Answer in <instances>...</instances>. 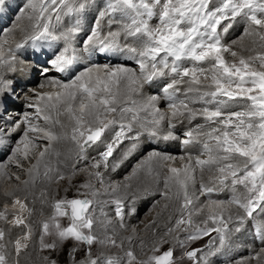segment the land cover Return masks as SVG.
Here are the masks:
<instances>
[{
  "label": "snow or ice",
  "instance_id": "snow-or-ice-1",
  "mask_svg": "<svg viewBox=\"0 0 264 264\" xmlns=\"http://www.w3.org/2000/svg\"><path fill=\"white\" fill-rule=\"evenodd\" d=\"M93 2L26 0L22 5H17L16 10L20 12L16 17L17 25L27 15L31 31L15 48L9 45L7 37L12 35L17 25L0 28L4 33L0 37V65L13 66L17 52L25 45L33 48L47 46L54 48V51L47 62L50 67H46L44 73L50 69L58 73H69L67 80L48 81L58 88L55 95L37 94L41 103L29 105L36 109V114L30 118L25 113L23 123L27 127L20 142L12 149L9 162L15 159L19 167L21 156L27 159L30 150L38 147L37 141H46L37 164L28 170L30 176L39 174V166L53 142L67 138L54 130L60 122L53 119V111L59 113L66 110L71 115L74 125L70 139L81 156L88 147L101 141L106 130L119 124L120 131L115 142L108 144L101 154L105 167L115 149L125 140L133 142L123 159L136 151L141 135L160 138L165 122L171 129L184 120L191 123L201 119L204 123L186 131L182 140L183 145L201 144L200 153L194 159L193 154L189 153V163L183 169L170 167V175L164 178L163 183L165 188L177 187L178 197L183 194L181 208L188 212V219L183 218L182 212L181 218L176 221L177 229L182 225L192 226V216L202 212V209L195 208L187 191L188 181L195 179L197 170L201 173L205 170L217 173L213 181L220 188L231 191L232 195L227 201L210 200L209 214L202 221L206 226L196 227L187 234V240L194 241L216 232L217 237L209 242L211 247L218 240L219 247L209 253L215 254L225 247L232 231L221 215L223 205H234L240 210L236 217V231L244 226L246 219L256 221V215L264 213V51L228 61L224 54L229 53L236 58L237 52L222 43V33H227L232 27L230 22L237 18L247 23L245 34L254 32L264 41V0H220L219 4H214L213 0H108L106 11L101 12L100 16L119 14L123 23L117 31H109L106 35H102L99 21L89 31L81 27L80 17ZM3 7H8L9 12L13 11L6 0H0V8ZM65 17H73L75 22L61 31L60 25ZM154 20L155 24L152 23ZM81 33L80 47L92 63L77 71L81 57L77 53L76 44ZM98 56L119 57L135 67L127 63L100 65L93 59ZM153 85L159 91L143 98L144 87ZM160 102H164L165 110L158 106ZM41 120L44 126L34 122ZM135 124H139L142 131L130 135ZM16 127L19 128L20 124L17 123ZM162 138L168 140L176 137L169 131ZM202 156L206 158L202 159ZM157 157L175 159L152 152L133 169V175L149 160ZM93 166L99 168L100 163ZM117 166L113 165L112 170L115 171ZM4 167L0 164V173ZM51 171L49 168L45 175ZM57 175L59 179L64 178L59 173ZM97 175L100 176V173ZM119 187L110 186L105 193L115 197L112 201L115 204V215L121 221L120 227H124V201L130 199L134 202L139 196L151 195V192L145 188L131 195L126 193L120 196ZM129 187L124 185L126 189ZM201 191L211 195L218 189L202 184ZM92 195L97 196L99 193L93 192ZM93 203V200L87 198L57 201L54 205L55 213L50 217L52 223L45 221L42 224L43 233L49 234L50 228H54L61 241L71 239L87 245L86 260L81 264H175L173 250L169 248L161 251L159 246L153 249L154 255L147 260H139L131 250L125 252L123 257L104 254L94 257L92 246L105 241L99 240L93 231ZM17 205L21 212L27 208L19 198L13 202V207ZM58 217H68V226H62ZM0 218H6L4 213H0ZM227 219L231 221L233 217L229 214ZM208 221L212 222L211 226H208ZM11 223L14 226H26L22 216H16ZM184 230L187 231V227ZM255 231L264 239V222H256ZM30 234L29 230L22 239L14 242L17 255L22 248L27 247L24 241ZM4 237V231L0 230V242ZM41 243L42 247L55 248L54 243L43 244V236ZM108 243L113 247H122L115 239L109 238ZM4 247L0 243V249ZM76 251L77 248L72 249V253ZM200 252L202 249H193L186 252V256L197 264L200 261L207 264L204 256H198ZM0 264H7L3 252H0Z\"/></svg>",
  "mask_w": 264,
  "mask_h": 264
},
{
  "label": "bare ground",
  "instance_id": "bare-ground-1",
  "mask_svg": "<svg viewBox=\"0 0 264 264\" xmlns=\"http://www.w3.org/2000/svg\"><path fill=\"white\" fill-rule=\"evenodd\" d=\"M213 3L219 4L220 0H213ZM15 5H17V4L11 5V8L13 10H15V8H16ZM8 12H9V10L7 11V13ZM12 12L13 11H11V13ZM101 12H105V11H101ZM7 13H5V12L3 13L2 11H0V15L2 14V16H3L2 22L4 25L9 24V17L10 16L8 15V17H4V15H7ZM92 13H93V10H92V12L91 11L88 12V17H86V20H84V18H85L84 16L87 14V11L85 14L81 15L82 19H83L81 21V27L83 29H85V27L89 23L88 18L92 17L91 16ZM109 16H111V15L106 14L103 17L100 16V18H99V27H100V30L102 32V35H106L109 31H117L122 25V24H118V23H112L113 24L112 26H114V29L112 27H109V23H108V25H102L103 23H105V20ZM117 16H119V14H115L114 17H117ZM70 18L71 17H65L63 19V21L61 22V25H60L61 31L64 28H66L65 24H66L67 20ZM80 19H81V17H80ZM226 23H228V22H226ZM230 23H232V27L229 29V31L227 33H222V38H225L226 41H229V44H227L228 46H230L234 50H237V52H238L237 56L238 57L243 56V57L247 58L249 56L255 55V53L258 51H264V47H261V45H264V41L257 39L256 38L257 36H255V38H253V37L248 38L247 36L249 34H245V32L240 35L238 40L230 41L229 39L231 38V36H233L232 35L233 33H234V35L236 33L239 34L243 31V26L245 27V29L248 27L247 23L242 18H237V20L231 21ZM16 24H17V21H15V25ZM18 24H20V27L17 28L16 30H14L13 33L15 34V36H14L15 39H17L19 42V40H22L23 37H25L28 33H30L31 22L27 19V15H26L23 19H21L18 22ZM249 31H251V30L249 29ZM253 34H251V35H253ZM82 36H83V33H81L80 36H78V38L80 39ZM13 40L14 39H12V40L9 39L8 41H9V45L12 48H15L14 44H12L15 41V40L14 41ZM256 40H259V41H256ZM123 42H124L123 38L121 37V43H123ZM223 43H224V41H223ZM15 44H16V42H15ZM30 47H32V46L31 45H25L24 48H21L19 50V54L22 57L26 56L29 53V51L24 52L23 49L26 48V50H28V48H30ZM261 48H263V49H261ZM34 50H38L39 55L41 57H44L45 55H42V54H44L47 51L46 46L44 48H34ZM249 50H252V51H250L251 52L250 54L247 53V51H249ZM48 51H49V55H51L52 52L54 51V48H49ZM79 55H81V58H87V57H85L87 55V53L81 52V53H79ZM51 58H52V55L50 56L49 60ZM84 60H87V59H84ZM46 63H47V61H46ZM89 63H92V62H89ZM95 63H99V62H95ZM109 63H111L112 65H115L117 63L126 64L128 62L119 58V59L111 61ZM83 64L84 63L80 61V65L78 66L77 70H79V68H81V66H83ZM27 65L30 66V64H28V63H27ZM29 71H30V73L28 74ZM29 71L25 72L24 76L22 74L15 75L14 71L8 70L6 65H0V83L3 82L2 78L7 76V77H10L9 81L14 79L17 86L21 85V87H19V89L22 88V89L26 90V88H25L26 85H33V84L37 85L40 82V86L43 85V87H41V88H46L47 93H52L54 95L58 91V88L51 85L48 81L53 80V79L67 80L69 78V73L68 74L64 73L62 75H58V72H56L54 69H50L48 71L49 72L48 74H42V75L39 74L37 71L32 70V69H29ZM23 72H24V70H23ZM5 82H7V81H5ZM155 87H156V85H153L152 89H155ZM159 105L164 106V102H160ZM8 106L9 107L13 106L15 108H18L20 106L12 100L11 96H9V93L4 95V106L3 107L0 106V109H1L0 114L1 113L3 114V110L5 113V109H7ZM21 108H22V106H21ZM12 112H6L5 115L7 113H10V115L15 114V112L14 113H12ZM51 115H52L54 120H59V122H60L59 124H57L55 126L54 130L57 131L58 133H60L62 136L66 135L67 138L61 139L58 142H53L52 146L49 148L48 153L46 154V156L44 157L43 161L41 162V164L39 166V174L30 176L29 172L27 171L26 175H24L23 178H25L26 181H28V183H25V180H24L23 184H20L16 188L11 189V191L7 192L5 195H4V193L3 194L0 193V205L3 206V208L0 209V213H4V214L7 213V215L11 214V213L14 214V216L12 215L13 217L12 216L9 217L8 220L10 221V223H7V225L5 226V229H6L5 234H11V236L8 237V239L6 240V243H8V241H10L9 246H8L9 248H7V249H9V252H11V253L13 252L14 256H19L16 254L14 242L17 239H22L29 232L28 229L23 228L24 225H21L18 228V226H14L11 223V221H13L16 216H22L25 220V224L29 223L32 230H33L31 232L29 238L26 241H24V243L27 244V247L22 248L19 254L20 255L22 254L21 256H27V255L33 256L36 254L45 253L46 248L42 247L41 237L43 236V244L51 243V236H52V238L54 237L53 233L51 231V228H50L49 234H44L43 229H42L43 222L48 221L51 224V221H49V216L54 214L52 212L53 210L51 209L52 210L51 211L49 209L48 203H47L48 200L50 198H52V196L54 195L53 191H52V187L55 185V183H51V182L54 181L55 175H56V177H58L57 173H59L60 175H63L64 172L70 171L73 168V166L75 165L74 161L77 159L76 158L77 154H78V156H81L79 154V149L77 148L75 143L73 142V145L71 144L72 140L70 139V137L72 135V128L74 125V120L72 119L71 115L66 110H61L59 113H57L56 111H53L51 113ZM1 116H0V133L2 131H10L11 137L13 139H15V137L17 138V136H19V134L24 132L26 127L20 126L21 128H17L16 126H14L15 123H17V118H13L12 120H4L3 118L1 119ZM19 117H20V115H19ZM199 120L200 119H197V120L193 121L192 123H189L187 120H184L182 122L176 123V126L174 128H171L170 130H174L176 132H179L182 128V129H185L184 132L186 130L188 131L191 128H194L195 125H197V123H199ZM201 122H203V121H201ZM41 123H40L41 126H44V123L42 120H41ZM165 123L167 124V122H165ZM61 125H62V127H61ZM166 127H168V125ZM110 128H112V127H110ZM113 129H114V131H117V132H113V135L117 136L118 131H120L119 124H117L116 126H113ZM136 131H142L139 124L134 125L133 133H131L130 135H134ZM203 131H204V129H203ZM166 134H167V132L163 130L160 134L159 141L157 140L158 138L152 137L151 139H149V138H147L148 136L146 137L145 134L141 135L140 138L145 137L147 139L146 144L143 147V149H141V151L138 150V148L140 147V140H141L140 139L136 151H134L127 159H123L124 153L128 149L127 147H129L130 144L133 142L131 140H126L127 145H128L126 147L127 149L126 150L124 149L125 151L123 153H121V155H119L118 158H116L114 161L110 162V164L107 167V171H103V170H102V172H100L101 170L97 171L100 174H102L104 187H110V186L115 187L117 185L120 186L119 187V195L120 196H124L126 193L131 195V193L137 192V190H142L145 188H147L151 192V195L139 196L134 202L131 201L130 199L124 201L125 209H126V214H124V220H123L124 227H120L121 221L115 215V213L113 215H110L111 211L109 212V211L105 210L104 212L103 211L99 212L97 210L98 212L96 213V216L94 217L95 228H96V230H94V233L98 237L99 240H108L109 238L115 239L118 243L122 244V246L123 245L126 246L128 248V250H133L132 252H134V254L136 255V257L139 260H143L144 258L146 259V257L152 256V254L149 253L148 251L151 250L153 245L163 246V245L167 244V241H168L170 243V245L173 246L175 244V241H179V233L178 232L175 233L174 230L175 231L179 230V229H177L176 221L181 218V213L184 212L183 209L181 208V205L184 202L183 201V194L181 193V195L178 197L177 196V191H178L177 187L171 186L170 188H165L163 181H164V178L166 176L170 175V173L168 171V169L170 167L183 169L189 163V160L187 157H185L184 152L193 153V154L194 153H198V154L200 153V151L196 150V149L199 148V146L201 147V144L195 143L197 145L196 146L197 148L194 147V149H193V147L191 148L190 144H188V147H190L191 149H189V148H182L181 149L179 147H175L176 146V145H174L175 139H168V140L163 139L162 138L163 135H166ZM110 139H111V137H107L106 131H105V133L103 134V136L101 138V141H98L96 144L91 145L90 147H88L86 149V151L84 152L85 156L88 158H93L91 161H89V163H92L95 165L96 162H98L97 154L103 153L106 150V147L109 144ZM201 139H203V137H201ZM40 143H43V141L41 140ZM38 146H40V144H38ZM145 152L148 155L152 152H158L162 156H171V157L175 156V159L174 160L173 159L164 160V159H160L159 157L154 158L152 160H149L142 168L137 170L135 175H133V169L136 168V166L138 164H140L142 161L146 160L147 156L144 159L141 158L139 160V156H141V154L144 155ZM31 153H32L33 158L36 161L35 164H33V165H36L37 160L39 159V156H38L39 151H35V152L31 151ZM119 154H120V152H119ZM5 156H6L5 152L0 151V160ZM137 158H138V160H137ZM204 158H206V157L202 156V159H204ZM20 160H23L22 156L20 157ZM111 160H113V159H111ZM133 162H136L135 167L132 170H130L131 171L130 174H128L126 176V178H129V179L124 178V180H121L119 178L120 175L129 166H132L131 164H133ZM52 164H54L55 168L51 167ZM102 165L104 166V164H102ZM113 165H118L116 167L115 171L112 170ZM8 166L11 167L12 165L8 164ZM49 168L52 170L50 172V174L44 175L45 172L48 171ZM81 168H83V167H81ZM100 168H103V167L100 166L98 169H100ZM88 171L85 172V174L82 176L87 177L86 179H88L87 180L88 182H86V183L88 184L87 186H89L88 188L90 189L93 182L96 181V180H94L92 182L90 180V178L92 176L94 177L95 175L93 173H97V172H95L96 170L94 172H91V173ZM206 171L207 170H205V172ZM206 173H209V172L207 171ZM211 173H213V172H211ZM67 174L69 175V173H67ZM194 175H195V179L188 181V189H187L188 196L193 201V204L198 203V202L203 203L206 200L207 201H210V200L227 201L229 199V198L225 199L227 197L224 196V194L222 193V190L221 189L219 190L216 186L211 185L212 181L211 180L207 181L205 175H203V173H201L199 170H197ZM96 176H97V174H96ZM0 178H1L0 186L2 184H7V182H5L6 174L4 172L0 173ZM80 179L81 178L77 177V175H74V176L72 175L71 180H70L71 185L78 182L77 180H80ZM59 180L63 181V179H59ZM63 184H65V183H63ZM125 184L129 185L130 187L127 189L124 188ZM202 184L208 185L211 187H215L218 189V191H214L211 195H208L206 192H203L204 194L202 196V199L201 198L196 199L194 196V193L196 192L197 188L198 189L201 188ZM75 188H76V186H75ZM68 189H69V186L66 188V190H68ZM200 191H201V189H200ZM102 196H103L102 199L100 198L102 201H108L109 199H113V200L115 199L114 196H109L106 193H103ZM166 196L168 198H165ZM100 197H101V195H100ZM17 198H19L22 202H24L27 205V208L25 211L21 212L18 205L16 207H13V202ZM31 199L33 201H30ZM148 201H150V205H153V208L150 211H149L148 207L145 206V204ZM198 204L194 205L195 208H196V206L201 207ZM5 205L8 207L5 208ZM49 206H51V205H49ZM111 206H113V205H111ZM223 206H224V208H223V211L221 212V215L224 217V219L229 214L233 217V219L231 220V223H229V227L232 231L228 235L229 240L227 241L225 247L222 248L220 251L215 252V254H209V253L213 252L215 248L219 247V245L214 247L213 245H215V244L213 243V245L211 247H209V244H208L206 249L207 250L209 249V250L203 252L204 254H207V258H206L207 264H252L251 263V261H252L251 256L254 257L255 264H264V252L259 251L260 253H258V247H264V239L260 238V241H256V243L253 242L251 244H246V242L251 240V238H253L254 236H257L256 232L254 233L251 231L252 229L253 230L255 229V223L256 222L251 220V219H246L244 226L241 227L239 231H236L235 229H236V227H238V221H237L236 217L239 215V214L236 215V213H239V212L235 210V207H233L234 205H230L231 206L230 207V206H228V204H225ZM136 207H138V210H139L138 214L140 215L137 220L134 218V217H136L135 215L134 216L131 215V209L132 208L136 209ZM111 208H113V207H111ZM30 210L32 211V213L29 212ZM153 210H156L157 213L154 214L152 212ZM258 210H257V212H258ZM133 211L134 210H132V212ZM217 211H220V210H217ZM102 213L106 214V215H104V218L106 217V219H107V218H110V216H112V218L110 220H105L103 218V216L100 218V215H103ZM127 213H128V215H127ZM151 213H153V214H151ZM208 214H209V212L206 209H202V212L200 215H193L192 219H197V221L194 222L195 227H199L202 224H203V226H206L204 223H201V222L207 217ZM234 214L236 216H234ZM254 215H256V214L254 213ZM141 217H142V220L139 221L141 219ZM183 218L185 220H187L188 219V213L185 212ZM225 220H227V219H225ZM137 221H139L138 225H137ZM260 221H261V219H260ZM136 226H137V230H136ZM182 227L184 229H185V227H187V229H189L186 232H190V231L193 232L195 230V228L190 229V227H188L186 225H182ZM170 229L172 230L171 232L169 231ZM184 229H182V231H183L182 233L185 232ZM25 230H26V232H25ZM132 231H136V233L134 234ZM165 231H167V234L165 233ZM212 234H214V232H212ZM209 236H211V235H209ZM213 237H215V235H213L211 238H213ZM235 238H238L237 239L239 242V243L237 242L238 244H244V247L240 246L241 248L238 251L230 248V247L237 248ZM242 257H246L244 259V261H242V262L237 261L239 258H242ZM234 260L236 262H233Z\"/></svg>",
  "mask_w": 264,
  "mask_h": 264
},
{
  "label": "rangeland",
  "instance_id": "rangeland-1",
  "mask_svg": "<svg viewBox=\"0 0 264 264\" xmlns=\"http://www.w3.org/2000/svg\"><path fill=\"white\" fill-rule=\"evenodd\" d=\"M13 2V3H12ZM26 2V0H6V3H7V5H9V6H11V5H13V4H17V5H22L23 3H25ZM107 3H108V0H94V3L86 10L87 11V14L84 16L85 18H84V20H86V17H88V12H92V10H93V13L91 14V16L92 17H90V18H88L89 19V23L87 24V26L85 27V31H89L93 26H95L96 25V23H97V21H99V18H100V13H101V11H106V6H107ZM17 5H15V10H13V12L11 13V12H8L7 13V11H8V7H3V8H0V11H2L3 13L5 12V13H7V15H4V17H8V15L10 16L9 17V24H3V22H2V20H0V28H4V29H7V28H12L14 25H15V21H16V17L17 16H19L20 15V12L18 11V10H16L17 9ZM95 7V8H94ZM90 10V11H89ZM99 10V11H98ZM86 11L83 13V14H85L86 13ZM2 15V14H1ZM95 16V17H94ZM92 18V19H91ZM69 20V21H68ZM67 20V22L69 23H67L66 22V27H68V25L70 26L72 23H74L75 22V18H73V17H71L70 19H68ZM83 19H82V16H81V19H80V24H81V21H82ZM108 23H109V27H112L113 29H114V26H112L113 24L112 23H118V24H122L123 22H122V20H121V17H120V15L119 16H117V17H114L113 15H111V16H109L106 20H105V23H103L102 25H108ZM111 23V24H110ZM153 24H155L156 23V21L154 20L153 22H152ZM17 25V24H16ZM20 27V24H18L16 27H15V30L17 29V28H19ZM245 32V27L243 26V31L241 32V33H239V34H235L234 35V33L232 34L233 36H231V38L229 39L230 41H232V40H238V38L240 37V35L241 34H243ZM102 33V32H101ZM254 33V32H253ZM252 33V34H253ZM3 35H4V33H3V31H0V37H3ZM251 34H249L247 37L248 38H251V37H253V38H255V36H257L256 38L257 39H259V40H261L260 39V36H258V35H256L255 33L253 34V35H251ZM13 36V37H12ZM15 34L13 33L12 35H10V36H8L7 37V39L9 40V39H14L13 41V43L12 44H14V46H16V44H17V42H18V40L17 39H15ZM26 37V36H25ZM25 37H23L22 38V40H19V42L18 43H20V42H22L24 39H25ZM259 40H256V41H259ZM79 41H80V39L77 37V43L78 44H76V47H77V53L79 54V53H81V52H83V50H82V48L80 47V44H79ZM223 41H224V43H223ZM15 42H16V44H15ZM222 43L223 44H225L226 46H228L227 44H229V41H226V39L225 38H222ZM261 47H262V45H261ZM31 48V47H30ZM232 49V48H231ZM261 49H263V48H261ZM28 50H29V48H28ZM46 50H47V52H48V50H49V47H47L46 46ZM45 50V51H46ZM233 51H236L237 52V50H234V49H232ZM23 51H27L26 50V48L25 49H23ZM41 51V50H40ZM250 51H252V50H249V51H247V53L248 54H250L251 52ZM225 55V58L228 60V61H233V60H236V59H238L239 57L237 56L236 58H234V57H232L229 53H225L224 54ZM237 55H238V52H237ZM51 56V55H50ZM80 57H81V55H80ZM85 57H87V55L85 56ZM119 58V57H118ZM84 59H87V58H81V62H84V64H83V66H81V68H79V70H83V68L84 67H87L90 63L87 61V60H84ZM83 60V61H82ZM107 62H105V63H99L100 65H104V64H106ZM128 64V66H131V67H135V65L134 64H131L130 62H128L127 63ZM187 66V65H186ZM7 68H8V70H11V71H14V74L15 75H19V74H22L23 76L25 75V72H28L29 71V69H32V70H35V71H37L39 74H41L42 75V71L41 70H39L38 68H32V67H30L29 65H27V61L19 54V52H17V54H16V60H15V62H14V64H13V66H11V67H8V66H6ZM43 68H46V67H50L49 65H48V63H43V66H42ZM258 67V66H257ZM24 70V72H23V70ZM79 70H77V71H79ZM30 73V71L28 72V74ZM62 74H64V73H58V75H62ZM65 74H68V73H65ZM16 77V76H15ZM3 79V82L2 83H0V106H4V95L5 94H8L9 93V96H11V98H12V100L16 103V104H18V105H20L18 108H15V107H13V106H8V108L7 109H5V113L6 112H12V113H14L15 112V114H12V115H10V113H7L6 115H5V113H4V110H3V114L1 113L0 114V116H1V119L3 118L4 120H12L13 118H17V123H19L20 124V126L22 127H27L22 121L24 120V115H25V113H27L28 114V116L30 117V118H34V116H35V114H36V109L35 108H33V107H29V105L30 104H37V103H41L39 100H38V96H37V94H41V93H47L46 91V88H41V86H40V82L37 84V85H26L25 86V88H26V90H24V89H19V87H21V85H19V86H17L16 85V83H15V80L14 79H12V80H10L9 81V79H10V77H7V76H5V77H3L2 78ZM5 81H7V82H5ZM159 91V88L156 86L155 87V89H152V87H147V86H145V88L142 90V96H143V98H147L148 96H150V95H154V94H156L157 92ZM6 92V93H5ZM4 93V94H3ZM23 93V94H22ZM55 95V94H54ZM21 106H22V108H21ZM160 108H161V110H165V105L164 106H160V105H158ZM1 110V109H0ZM236 110H238V109H236ZM23 113V114H22ZM19 115H20V117H19ZM143 115V114H142ZM22 119V120H21ZM202 120L200 119L199 120V123H197V124H203L204 122H201ZM34 122H36V123H41V121H34ZM193 122V121H192ZM191 122V123H192ZM17 123H15V125L14 126H16L17 125ZM23 124V125H22ZM42 124V123H41ZM167 126V124L166 123H164V125H163V130L164 131H166L167 133L169 132V131H173L172 132V134H173V136H175L176 138H175V143H174V145H176L175 147H179V148H189V149H191L192 147H193V149H194V147H196L197 145L195 144V143H192V144H190V146H191V148L190 147H188V145H183L182 144V140L185 138L184 137V133L187 131H185L184 132V130L185 129H182L181 128V130L179 131V132H176V131H174V130H170L168 127H166ZM21 127H19V128H21ZM2 131V130H1ZM204 131H207V129H204ZM3 132V133H2ZM1 133H0V151H3V152H5V157H3L1 160H0V164H3L5 167H4V173L6 174V180H5V182H7V184H2L1 186H0V193L1 194H3L4 193V195L7 193V192H10L11 191V189H14V188H16L18 185H20V184H23L24 183V180L26 181V179L25 178H23L24 177V175H26V173H27V171L30 169V168H32L33 167V164H35V159L33 158V156H32V153H31V151L32 152H35V151H39V153H40V151H42L43 149H44V147H45V145H46V141L44 142L43 141V143H40V141H37V143L38 144H40V146H38L37 148L36 147H33L31 150H30V152H29V156H28V158L27 159H24L23 158V160H20V166L19 167H17V163H16V160L15 159H13L12 161H11V163L9 162V157H11L12 156V149L13 148H15L16 147V145H17V143L18 142H20V140H21V137L23 136V133H21V134H19V136H17V138L15 137V139H13L12 137H11V133H10V131H2ZM8 132V133H7ZM113 132H117V131H114V129H113V127L112 128H110V129H108V130H106V135H107V137H111V139H110V141H109V144H112V143H114L115 142V137L116 136H114L113 135ZM119 132V131H118ZM146 135V134H145ZM148 135H146V137H147ZM147 138H149V139H151L152 137H147ZM153 138H156V137H153ZM141 139V140H140ZM139 140H140V147L138 148V150L139 151H141V149H143V147L145 146V144H146V141H147V139L144 137V138H140ZM146 139V140H145ZM159 139L160 138H158L157 140L159 141ZM113 140V141H112ZM177 140V141H176ZM153 141V140H152ZM15 142V143H14ZM143 142V143H142ZM71 144L73 145V142H71ZM22 146V145H21ZM128 145H127V141L125 140L122 144H120L116 149H115V151H114V153H113V156L112 157H110L109 158V160H108V163H107V167H108V165L110 164V162H112V161H114L116 158H118L119 157V155H121V153H123L127 148H129V147H127ZM127 147V148H126ZM174 147V148H175ZM197 148V147H196ZM125 149V150H124ZM196 150H199V151H201V147L199 146V148H197ZM146 151V150H145ZM119 152H120V154H119ZM151 152V151H150ZM39 153H38V156H39ZM158 153V152H157ZM102 153H98L97 154V156H98V162H96V164L97 163H100V166L101 167H103V168H100V169H98V168H96V167H94L93 165L94 164H92V163H89V161H91L93 158H88V157H86L85 156V154H83L84 156H78V154H77V159L74 161V166H73V168L70 170V171H66V172H64L63 173V181H60L59 180V178L58 177H56V175H55V178H54V181L53 182H51V183H55V185L52 187V191H53V196H52V198H50L49 200H48V207H49V209L53 212V213H55V209H54V205H55V202H57L58 200H65V199H67V200H71V199H85V198H87V199H91V200H93L94 201V203H93V205H92V207H91V212H92V215H93V217H95L96 216V213L99 211H111L110 213V215H113L114 213H115V204L114 203H112V201H113V199H109L108 201H107V203H104L105 201H102L101 199H102V194L103 193H105V190L106 189H108L109 187H104L103 186V183H101V176H102V174H100V176H96V174L97 173H99V172H97V171H99V170H101L100 172H102V170L103 171H107V167H104L102 164H103V162H102V155H101ZM188 152H184V155H185V157H187L188 158ZM191 154H193V153H191ZM198 153H194L193 154V158L195 157V155H197ZM148 157L149 155L145 152V154L143 155V154H141V156H139V160L141 159V158H145V157ZM7 157V158H6ZM23 157V156H22ZM83 157V158H82ZM174 158H175V156H174ZM202 158V157H201ZM34 159V160H33ZM89 159V160H88ZM111 159H113V160H111ZM101 160V161H100ZM137 160H138V158H137ZM174 160V159H173ZM100 161V162H99ZM77 162V163H76ZM86 165H85V164ZM89 163V164H88ZM8 164H11L12 166L10 167V166H8ZM92 164V165H91ZM135 164H136V162H133V164H131L132 166H129L121 175H120V179L121 180H124V178H126V176L128 175V174H130V170H132L134 167H135ZM78 166V167H77ZM51 167H54V164H52L51 165ZM80 167V168H79ZM81 167H83V168H81ZM55 168V167H54ZM88 168V169H87ZM96 168V169H95ZM82 170V171H81ZM89 170V171H88ZM96 170V171H95ZM75 171V172H74ZM97 172V173H93L95 176L93 177H91L90 178V180L93 182L94 180H96V181H94L93 182V184H92V186L90 187V189L88 188V187H82L83 185H88L86 182H88L87 180L88 179H86L87 177H83L82 175H84L85 174V172ZM207 172V171H206ZM205 171L203 172V175H205V177H206V179H207V181H209V180H211L212 181V184L211 185H214V186H216L219 190L221 189L222 190V193L224 194V196L225 197H227V198H225V199H228V198H230L231 197V195H232V193H231V191L229 190V189H227V188H220V186L218 185V183H215L214 181H213V177L215 176V175H217V173H215V172H213V173H211L210 171H208L209 173H206ZM67 173H69V175L67 174ZM72 173V174H71ZM45 175V174H44ZM43 175V176H44ZM66 175V176H65ZM74 176V175H77V177H80L81 179L80 180H77L78 182H76V183H74L73 185H71V183H70V180H71V176ZM80 175V176H79ZM16 177H19V179H17ZM204 177V178H205ZM208 177V178H207ZM57 178V179H56ZM211 178V179H210ZM0 180H1V178H0ZM63 183H65V184H63ZM80 183V184H79ZM59 184V185H58ZM195 184V183H194ZM69 186V189L68 190H66V188ZM75 186H76V188H75ZM103 186V187H102ZM55 187V188H54ZM201 189V188H200ZM200 189H198L197 188V190H196V192L194 193V196H195V198L196 199H202V196H203V192H201L200 191ZM57 190V191H56ZM85 191V192H84ZM87 191V192H86ZM230 191V192H229ZM241 191H242V189H241ZM93 192H97V193H99V195H97V196H93L92 195V193ZM202 193V194H201ZM100 195H101V197H100ZM200 197H199V196ZM60 196V197H59ZM197 196V197H196ZM101 198V199H100ZM53 200V201H52ZM30 201H33L32 199L30 200ZM209 201H205V202H203V203H201V202H198V203H195V204H198L199 206H201V207H197L196 206V208L197 209H206L207 211H208V203ZM8 203V202H7ZM194 204V205H195ZM202 204V205H201ZM49 205H51V206H49ZM111 205H113V206H111ZM113 207V208H111V207ZM145 206L146 207H148V209H149V211L153 208V205H150V201H148L146 204H145ZM228 206H230V205H228ZM8 206H6L5 205V208H7ZM231 207V206H230ZM233 207H235V206H233ZM3 208V206L2 205H0V209H2ZM100 210H99V209ZM158 208V207H157ZM222 208H224V206H222ZM110 209V210H109ZM133 209V208H132ZM132 209H131V215H135L136 217H134L136 220L138 219V217L140 216L138 213H139V210H138V207H136V209L134 208V211L132 212ZM98 210V211H97ZM235 210L236 211H238L239 213H236V215H238V214H240V210H238L236 207H235ZM68 211H69V214H70V209H68ZM184 211V213L186 212V213H188L187 211H185V210H183ZM29 212H31L32 213V211L30 210ZM154 214H156L157 213V211L156 210H153L152 211ZM258 212H259V210H258ZM153 213H151V214H153ZM124 214H126V209L124 208ZM5 216H6V218H1L0 219V230H3L4 231V233H6V229H5V226L7 225V223H10V221L8 220L9 219V217L10 216H14V214L13 213H11V214H8L7 215V213L6 214H4ZM54 215V214H53ZM53 215H51V216H49V221H51V219H50V217H52ZM127 215H128V213H127ZM235 214H234V216H236ZM12 216V217H13ZM103 216V218H104V215H100V218ZM145 216V215H144ZM228 217V216H227ZM227 217H225V219H227ZM256 221L255 222H264V213H261V214H259V215H256ZM59 219V222L61 223V225L62 226H64V227H66V226H68V224H69V218L68 217H58ZM65 218V219H64ZM112 218V216H110V218H107L106 219V217L104 218L105 220H110ZM114 218V217H113ZM61 219V220H60ZM224 219V220H225ZM260 219H261V221H260ZM6 220V221H5ZM9 222H8V221ZM142 220V217H141V219L139 220V221H141ZM259 220V221H258ZM139 221H137V225H138V223H139ZM193 221L194 222H196L197 221V219H193ZM227 221V222H226ZM67 222V223H66ZM51 223H52V221H51ZM136 223V222H135ZM201 223H203V222H201ZM225 223H227V225H228V228L230 229V227H229V223H231V221H228V219L227 220H225ZM211 224H212V222L210 221H208V226H211ZM26 226H24L23 228H26V229H28V230H30V232H32L33 230H32V228H31V226H30V224L29 223H27V224H25ZM144 226V225H143ZM20 226H18V228H19ZM188 227H190V229L192 228H196L195 227V223L192 225V226H188ZM200 228H203V227H205V226H203V224L202 225H200L199 226ZM253 227V226H252ZM181 228V229H180ZM179 228V230H177V231H175L174 230V232L175 233H179V241H175V244L172 246V245H170V243L167 241V244H165V245H163V246H160V245H157V246H159L160 248H161V251H164V250H168L169 248H171L172 250H173V252H174V260H175V264H197V262L196 261H194V260H190L187 256H186V252H188V251H191V250H193V249H202V252H200V253H198V256H204L205 258H207V254H204L203 252L204 251H208L207 249H206V247L208 246V244H209V242H210V240L212 239L211 237L213 236V235H215V237H217V234H216V232H214V234H212V232L210 233V235L211 236H203L202 238H200V239H197V240H194V241H189V240H187V234H188V232H184V233H182L183 231H182V229H184L182 226ZM5 229V230H4ZM94 230H96V228H95V223H94V229H93V231ZM136 230H137V226H136ZM189 229H187V231H188ZM51 231H52V233H53V238H52V236H51V243H49V244H55V248H46V250H45V253H40V254H36V255H27V256H21L20 254H19V256H14V253L12 252H9V249H7V248H9L8 246H9V242L10 241H8V243H6V240L8 239V237H10L11 236V234H5V237H4V241H2V242H0V243H3L4 245H5V247L4 248H2V249H0V252H3V254L6 256V258H7V264H52V262L53 261H55V264H81V262H83V261H85L86 260V254H87V251H88V246L87 245H83V244H79V243H77L76 241H74V240H71V239H68V240H63V241H61L59 238H58V236L56 235V233H55V229L54 228H51ZM252 232H256L255 231V229L253 230H251ZM25 232H26V230H25ZM134 234L136 233V231H132ZM190 232H192V231H190ZM165 233L167 234V231H165ZM182 233V234H181ZM260 236H254L253 238H251V240H249V241H247L246 242V244H251V243H253V242H255L256 243V241H260ZM238 238H235V242H236V244H237V248H232V247H230L231 249H235V250H239L241 247H244V244H238L239 242H238V240H237ZM257 239V240H256ZM228 240H229V236H228ZM227 240V241H228ZM105 241V243H99V242H97V243H95L93 246H92V253H93V256L95 257L96 255H99V254H104L105 256H124V254H125V252H127V251H129L128 250V248L126 247V246H122V247H113L110 243H108V240H104ZM252 241V242H251ZM56 242V243H55ZM117 242V241H116ZM238 242V243H237ZM250 242V243H249ZM117 244L118 245H121L120 243H118L117 242ZM181 244H183V246H181ZM215 245H213L214 247L215 246H217V245H219V243H218V240L214 243ZM141 245V244H140ZM157 246H155V245H153L152 246V248H151V250H149L148 252L149 253H151L152 255H154V252H152L153 251V249L155 248V247H157ZM241 246V247H240ZM73 248H77L78 249V251H76L75 253H72V249ZM168 248V249H167ZM131 251H133V250H131ZM259 251H262V252H264V247H258V253H260ZM11 253V254H10ZM70 253H72L71 255H70ZM134 253V252H133ZM257 253V254H258ZM204 254V255H203ZM256 254V255H257ZM13 255V256H12ZM151 257V256H150ZM256 257V256H255ZM149 257H146V259L144 258L143 260H147ZM246 257H242V258H239L237 261H239V262H242V261H244V259H245ZM251 259H252V261H251V263L252 264H255V259H254V257L253 256H251ZM254 261V262H253ZM201 263L200 264H204V261H200ZM233 262H236L235 260L233 261Z\"/></svg>",
  "mask_w": 264,
  "mask_h": 264
}]
</instances>
